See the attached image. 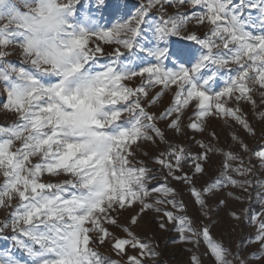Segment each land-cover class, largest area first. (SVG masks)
<instances>
[{
  "label": "snow or ice",
  "instance_id": "1",
  "mask_svg": "<svg viewBox=\"0 0 264 264\" xmlns=\"http://www.w3.org/2000/svg\"><path fill=\"white\" fill-rule=\"evenodd\" d=\"M0 96V264H264V0H0Z\"/></svg>",
  "mask_w": 264,
  "mask_h": 264
},
{
  "label": "rangeland",
  "instance_id": "2",
  "mask_svg": "<svg viewBox=\"0 0 264 264\" xmlns=\"http://www.w3.org/2000/svg\"><path fill=\"white\" fill-rule=\"evenodd\" d=\"M171 39L173 41H179L180 37H172ZM12 59H15V57H13ZM166 99L167 98H165V100ZM0 100H3L2 96H0ZM10 120H11L10 113L8 114L0 113V123L10 122ZM211 123L213 126L216 127L217 131L221 130V124H222L221 121H212ZM225 136H226V133L221 131V140H223ZM249 143H252V141H249ZM215 159H219V157H216ZM63 178H66V177H62V179ZM229 205L230 207H234L237 209L241 207H247V204L241 205L239 203L233 202L232 200H229ZM252 207L254 210H259V204H257L255 200H253ZM193 211L194 209L192 208L190 204L189 206L190 214ZM3 216H4V211L0 210V219H2ZM147 219L148 218L145 217V220ZM220 219H221L220 225L216 229L213 230L214 237H217L219 235L220 229L224 227L225 223L227 222V218L225 217L223 212L220 214ZM137 231H141L142 235L152 234L150 232H143L140 229H137ZM251 232H252L251 227H248L246 225H238L236 232L232 234V239L234 242H238L241 239L247 240ZM117 234L123 235L122 233H117ZM155 236L157 238V243L159 245V251L162 253V256L160 257V259L162 260L163 264H187L188 254L184 250L186 246L180 243L175 232H163V231L155 230ZM8 243L9 242L7 240L0 239V248H4L8 246ZM100 251L104 253L105 255L111 254L110 249L107 247L101 248Z\"/></svg>",
  "mask_w": 264,
  "mask_h": 264
}]
</instances>
